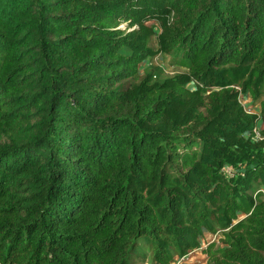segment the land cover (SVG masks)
<instances>
[{"label":"trees","instance_id":"obj_1","mask_svg":"<svg viewBox=\"0 0 264 264\" xmlns=\"http://www.w3.org/2000/svg\"><path fill=\"white\" fill-rule=\"evenodd\" d=\"M196 250L264 264V0H0V264Z\"/></svg>","mask_w":264,"mask_h":264},{"label":"rangeland","instance_id":"obj_2","mask_svg":"<svg viewBox=\"0 0 264 264\" xmlns=\"http://www.w3.org/2000/svg\"><path fill=\"white\" fill-rule=\"evenodd\" d=\"M154 66H161L168 74H172L176 70V68L171 64L169 56L164 54H158L156 56L149 57L147 60L141 63L140 68L142 70L145 67L152 68ZM241 103L247 111H258V107H252L249 97L245 96L244 98H241ZM219 235L220 234H216V236L206 234L202 240V248H205L209 243L212 242H214L216 246H222ZM206 258V255H204L201 250H196L188 253L186 257L182 259V261H180L181 259L176 258L174 260V264H177L179 261L183 262L184 264H205Z\"/></svg>","mask_w":264,"mask_h":264},{"label":"built area","instance_id":"obj_3","mask_svg":"<svg viewBox=\"0 0 264 264\" xmlns=\"http://www.w3.org/2000/svg\"><path fill=\"white\" fill-rule=\"evenodd\" d=\"M259 127H260L259 124H257V125L254 127V129H253V132H254L256 138H259ZM183 259H184V258H183ZM180 261H182V259H181Z\"/></svg>","mask_w":264,"mask_h":264}]
</instances>
